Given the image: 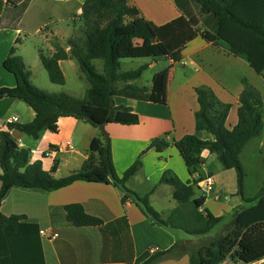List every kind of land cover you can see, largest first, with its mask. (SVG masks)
I'll return each mask as SVG.
<instances>
[{
	"label": "trees",
	"instance_id": "obj_1",
	"mask_svg": "<svg viewBox=\"0 0 264 264\" xmlns=\"http://www.w3.org/2000/svg\"><path fill=\"white\" fill-rule=\"evenodd\" d=\"M191 1L199 6L201 14L215 20L214 34L229 46V54L244 56L248 66L264 81V0ZM29 2L7 0L0 15V28H15ZM80 9L81 25L78 34L68 40L70 50L66 52L55 45L50 55L41 50L38 52L49 81L56 85L65 83L59 62L75 60L88 84L85 97L78 99L66 93H47L32 85L31 72L16 55V45L20 43L16 39L2 65L16 78L17 85L14 89L0 88V98L23 102L34 112V118L30 123L16 124L10 129L38 140L44 131L57 133V122L61 117H73L100 129L108 123L137 125L138 115L130 107L115 105L113 98L162 104L169 69L155 73L149 87L138 86L134 82L141 78L148 65L122 71V61L165 59L178 63L185 45L201 35L183 16L157 26L144 19L136 7L129 5V0H84ZM94 60L102 61L101 73L94 67ZM241 82L243 89L237 97L236 123L230 129L226 123L232 105L222 102L209 88L199 87L195 90L196 134L171 142L155 138L139 154L141 157L148 150L162 152L173 146L193 176L202 164L200 154L206 150L218 154L223 169L235 171L236 195L242 204L233 210L230 220L206 212L203 224L195 228L177 226L174 212L163 216L149 205L147 194L138 197L125 188V183L138 171L141 163L134 161L118 177L112 164L110 141L104 131L92 142L90 154L81 168L63 178L54 177L57 161L49 171H44L40 161L30 162L29 149L20 148L8 132H0V264H45L39 226L29 222L25 215L2 214L1 206L8 192L12 188L50 192L75 181L113 185L122 193L121 203L131 199L153 225L179 229L192 236H203L220 227L212 239L201 245L186 249L176 243L167 250L153 252L139 264H159L183 254L188 255L189 264H222L225 261L254 264L264 259V182L256 195L245 198L246 172L240 160L246 144L262 133L263 100L260 92L246 79ZM201 133L205 137H199ZM262 165L264 168V154ZM202 180L195 178L182 182L169 172H164L160 178L161 183L174 188L173 198L179 204L192 199ZM203 201V197L194 199V207L199 208ZM63 209L66 221L74 227L103 225L100 219L87 215L80 204L67 205Z\"/></svg>",
	"mask_w": 264,
	"mask_h": 264
},
{
	"label": "crops",
	"instance_id": "obj_2",
	"mask_svg": "<svg viewBox=\"0 0 264 264\" xmlns=\"http://www.w3.org/2000/svg\"><path fill=\"white\" fill-rule=\"evenodd\" d=\"M6 1L0 0V15L4 11ZM83 1L30 0L15 28H0V88L14 89L17 85L16 78L7 72L2 64L16 39L20 40L16 45V53L26 45L21 35L25 38L38 36L45 44L48 55L54 52L55 45L63 47L66 52L70 50L68 40L78 34ZM129 5L136 7L144 19L157 26L183 16L194 29L201 32V35L185 45L180 62L163 59L156 62L148 60L145 63L148 65L147 69L158 65L155 73L169 69L164 84L163 103L114 97V104L130 107L138 115L139 123L130 126L108 123L102 130H92L90 127L93 126L73 117H61L57 122V133L44 131L38 140L30 142L34 144V147L29 149L34 151L30 154V162L40 161L42 169L49 171L53 162L57 161L58 167L54 177H66L81 168L90 154L92 142L104 131L110 141L112 164L118 177H121L134 161H140V168L128 179L125 188L138 197L147 194L148 203L153 210L163 216L174 212V223L187 228L201 226L206 212L214 217H226L230 220L229 216H232L233 210L242 204L241 198L236 195V189L231 194L209 197L218 189L212 184L211 190L202 191L199 186H203L205 180H210L209 171L204 174L205 178L198 170L195 175L190 176L173 146L162 152L148 150L141 157L139 154L155 138H165L171 142L185 135L196 134L194 112L198 106L195 90L199 87L209 88L222 102L232 105L226 123L230 129L236 123V114L231 117V112L237 108V97L243 89L241 81L246 79L251 86L258 89L249 77L240 78L237 84L230 88L228 74L215 64L216 58L227 59L237 70L251 68L244 56L234 57L229 54V46L218 40L214 34L215 20L210 15L201 14L199 6L191 0H129ZM68 20L72 21V27L68 24L63 27L62 22L67 23ZM37 50L43 52L42 49ZM72 60L60 61V69L62 70L63 63L70 67ZM187 66H191L192 70H187ZM96 70L102 72V68L101 71ZM7 118L18 119L13 125L26 124L33 120L34 112L19 100L3 97L0 98V119ZM76 132L78 137H75ZM198 135L205 137L202 133ZM24 136L26 135L18 131L12 132V137L19 138L21 143ZM73 142L75 149L72 147ZM67 143L71 149L67 148ZM46 153L49 155L46 156ZM203 164L202 161L200 166L203 167ZM164 172H169L182 182L195 178L203 180L198 183V189H195L192 199L188 203L179 204L173 198L174 188L160 182ZM121 195V191L111 184L85 181H75L69 186L50 192L12 188L4 198L1 212L4 216L25 215L29 222L37 224L47 235L57 234L54 240L40 236L45 264H139L151 252L167 250L176 243L181 248H194L215 236L214 230L203 236H192L179 229L153 225L131 199L122 204ZM202 197V205L199 208L194 207L193 200ZM244 197L250 198L245 195ZM71 204H80L87 215L100 219L103 225H70L65 219L63 207ZM43 240H46V244ZM258 263L261 264H254ZM159 264H189V258L187 254H183L170 257Z\"/></svg>",
	"mask_w": 264,
	"mask_h": 264
},
{
	"label": "rangeland",
	"instance_id": "obj_3",
	"mask_svg": "<svg viewBox=\"0 0 264 264\" xmlns=\"http://www.w3.org/2000/svg\"><path fill=\"white\" fill-rule=\"evenodd\" d=\"M66 24L69 27H72V21L68 20V22H62V26L66 27ZM81 24V23H80ZM26 45L24 47L19 48L16 55L22 57L23 62L26 68L31 72V83L35 87L47 92V93H66L78 99H83L85 97V93L88 89V84L79 70L78 64L72 60V65L69 67L67 63H63L62 70L65 79L64 85H56L52 84L47 76L46 71L44 70L40 60H39V49H42L44 54L47 55L45 50V44H43L39 37H29L25 38V36L21 35ZM150 59H134V60H123L122 61V71H131L135 70L138 67L144 65ZM94 67L96 69L102 68V61L95 60ZM215 64L218 65L219 68L225 70L228 74L229 87H233V85L237 84L240 78H250L253 81V85L258 89L261 94L263 100V108H262V117H263V129L262 133L259 137L250 140L247 145L244 147L242 154L240 155L241 163L246 172V180H245V189L244 195L246 197H253L256 195L261 188L264 182V168L262 165V155L264 153V81L261 76L255 74L251 69H242L238 70L236 67L227 60L222 57L216 58ZM182 70H185L184 67L177 65ZM248 68V67H246ZM187 70H192L191 66L186 67ZM158 70L157 66H152L145 70L139 80L136 83L140 86H149L151 82L152 75ZM248 74V75H247ZM121 86V84H120ZM235 109L231 112V117L235 116ZM25 119V118H23ZM92 130H97L96 128L90 127ZM78 132L75 133V137H78ZM33 140L29 136H24V140L22 141V145L27 149H32L34 147ZM31 142V143H30ZM72 147L75 149V142L72 143ZM200 159L204 162V166H198V173L204 177L207 171L210 173V181L212 182L214 188L218 189V191L212 192L209 197L213 198L216 195L222 196V194H231L236 189V173L234 170H225L223 169L217 153H209L206 150H203L200 154ZM205 178V177H204ZM221 190V191H220ZM196 195V193H195ZM221 202H223V198H221ZM231 217L229 216V219ZM220 227H217L213 233L218 232ZM43 243L46 244V240H43ZM259 264V263H258ZM264 264V263H261Z\"/></svg>",
	"mask_w": 264,
	"mask_h": 264
},
{
	"label": "built area",
	"instance_id": "obj_4",
	"mask_svg": "<svg viewBox=\"0 0 264 264\" xmlns=\"http://www.w3.org/2000/svg\"><path fill=\"white\" fill-rule=\"evenodd\" d=\"M18 121L17 118H7V119H0V132H8L9 134H11L12 136V132L14 131L13 129H10V126L15 124L16 122ZM15 141H16V144L22 148V143H21V140L19 138H14ZM67 148L71 149V146L69 143H67ZM34 153V151H30V154ZM49 153H46V156H48ZM204 185L200 186V188H202V191H209L211 190V186H212V183L211 181L208 179V180H205L204 182ZM40 236H46L47 239H51V240H54L57 238V234L56 233H51L50 235H47L45 231L43 230H40ZM153 252H151L152 254ZM260 263H264V259L260 260L259 261ZM229 264H239V263H229Z\"/></svg>",
	"mask_w": 264,
	"mask_h": 264
}]
</instances>
